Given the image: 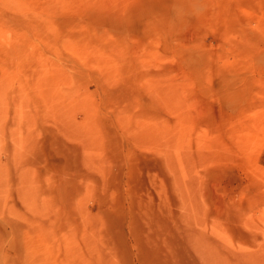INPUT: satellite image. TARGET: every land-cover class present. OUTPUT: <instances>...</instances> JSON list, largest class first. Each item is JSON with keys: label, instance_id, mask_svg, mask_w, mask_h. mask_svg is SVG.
Wrapping results in <instances>:
<instances>
[{"label": "rangeland", "instance_id": "obj_1", "mask_svg": "<svg viewBox=\"0 0 264 264\" xmlns=\"http://www.w3.org/2000/svg\"><path fill=\"white\" fill-rule=\"evenodd\" d=\"M0 0V264H264V0Z\"/></svg>", "mask_w": 264, "mask_h": 264}, {"label": "clouds", "instance_id": "obj_2", "mask_svg": "<svg viewBox=\"0 0 264 264\" xmlns=\"http://www.w3.org/2000/svg\"><path fill=\"white\" fill-rule=\"evenodd\" d=\"M208 11L206 0H175L172 6L173 21L187 24L192 18H198Z\"/></svg>", "mask_w": 264, "mask_h": 264}]
</instances>
